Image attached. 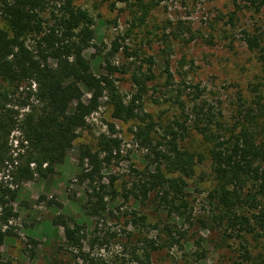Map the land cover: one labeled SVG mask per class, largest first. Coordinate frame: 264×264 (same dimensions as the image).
<instances>
[{"label": "trees", "instance_id": "obj_1", "mask_svg": "<svg viewBox=\"0 0 264 264\" xmlns=\"http://www.w3.org/2000/svg\"><path fill=\"white\" fill-rule=\"evenodd\" d=\"M136 1L141 16H145L162 0ZM245 1L254 10L264 4L262 0ZM233 4L240 9L237 0ZM234 19L235 12H231L224 23L233 26ZM92 26V16L73 0H0V247L6 238L15 235L11 222L18 215L13 203L22 185L55 172L79 132L88 128V117L106 98L113 118L139 122L132 135L151 156H146L144 169L131 170L132 179L117 188L119 177L105 172L121 159V139L114 135L113 125H109L110 133H101L94 144L77 146L75 181L85 187L84 213L94 218L87 250L77 245L81 232L77 222L70 224L61 214L49 222L53 227H62L65 243L74 249L71 264H118L94 252L95 244L97 250L107 249L112 239L120 247L121 264H152L153 251L183 249L187 243L195 259L201 260L206 250L201 242H191L188 233L194 222L201 228L213 229L211 224L219 227V247L227 239L236 240V259L229 264H264V242L258 253L252 254L244 239L246 233L264 238L263 98L256 95L250 105L241 102L232 119H225L220 108L214 110L202 100L195 101L197 97L189 109L179 101L184 122H176L178 131L169 127L166 140L164 136L156 140L155 123L135 102L140 95L125 101L118 91L112 75L119 68L105 61V73H93L84 56L93 37ZM174 35L180 33L176 31ZM118 39L112 42L107 55L121 47ZM241 39L247 49L256 52L257 61L264 64L262 38L242 30ZM166 72L169 73L167 69ZM133 81L138 90H143L144 80L134 75ZM194 87L196 91L197 86ZM187 120L189 125L184 124ZM189 129L206 143L209 160L210 209L198 218L193 215L185 180L193 173L194 158L180 146ZM116 199H121L122 205L132 203L122 215L129 230L123 228L121 234L99 226L106 225L112 214L109 203ZM149 202L157 227L147 222L149 213L148 217L138 214L137 209ZM161 217L173 220L162 221ZM150 227L156 229L154 234ZM0 264H13L1 250Z\"/></svg>", "mask_w": 264, "mask_h": 264}, {"label": "rangeland", "instance_id": "obj_2", "mask_svg": "<svg viewBox=\"0 0 264 264\" xmlns=\"http://www.w3.org/2000/svg\"><path fill=\"white\" fill-rule=\"evenodd\" d=\"M136 2L73 0L76 6L87 10L93 18V37L84 51L93 73H105V61L119 68L120 71L112 75L118 91L125 101H129L132 95H140V100L135 102L140 103L139 110L149 114L155 123L153 136L156 140H161L162 136L166 140L169 138L166 136L169 127L178 131L176 122H184L185 114L179 101L189 109L197 97L195 101L202 100L214 110L220 108L225 119H232L237 116L241 102L250 105L256 95L264 100V64L257 61L256 52L247 49L241 39L242 30H246L250 34H258L264 46V4L259 10H254L252 6L245 5L248 4L245 0H237L240 9L234 6L233 0H162L156 8L141 16ZM231 12H235L233 26L224 23ZM176 31L180 35H174ZM116 37H119L121 47L107 55ZM134 75L144 80L143 90H138L133 81ZM149 76L152 78L149 79ZM194 86H197L196 91ZM260 102L264 103L262 99ZM111 112V105L106 98H102L97 111L87 119L88 128L79 132L72 149L56 166L55 172L22 185L13 203L18 215L11 222L15 235L6 238L0 247L13 264H71L74 249L65 243L62 227L49 224L57 214L70 224L77 222L81 231L77 245L87 250L94 218L84 213L85 187L75 181L79 144H94L101 133L109 134V125H113L114 135L121 139V159L105 172L119 177L117 188L121 182L132 179L134 172L131 170H142L146 166V156L151 154L131 132L139 122L115 119ZM262 121L264 123V119ZM189 122L187 120L184 124L189 125ZM181 145L194 158L193 173L185 180L188 198L194 206L193 215L198 218L209 213L210 209L207 145L193 129H189ZM106 182L104 179L102 184L105 186ZM121 202V199H116L109 203L112 214L108 215L106 225L100 227L119 234L123 228L129 230L124 226L126 219L122 215L130 210L132 203L122 205ZM116 206H119L118 211ZM137 210L138 214L149 213L147 222L158 226L156 218L151 215L150 202ZM161 220L173 219L161 217ZM193 225L188 230L191 242H201L206 250L201 260L195 259L193 249L187 243L183 249L153 251L152 264H229L236 259V240L227 239L219 247V227L211 224L213 229L201 228L197 222ZM152 228L149 230L154 234L156 229ZM244 239L252 254H257L264 242V238H256L250 233H246ZM114 241L112 239L107 249L97 250L98 245L95 244L94 252L98 251L111 262L116 260L121 264L120 247Z\"/></svg>", "mask_w": 264, "mask_h": 264}]
</instances>
